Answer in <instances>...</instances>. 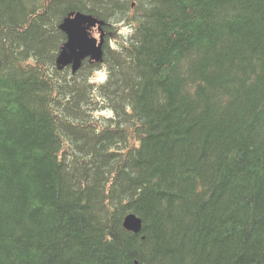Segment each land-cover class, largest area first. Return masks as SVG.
<instances>
[{
  "label": "trees",
  "instance_id": "1",
  "mask_svg": "<svg viewBox=\"0 0 264 264\" xmlns=\"http://www.w3.org/2000/svg\"><path fill=\"white\" fill-rule=\"evenodd\" d=\"M116 10L102 106L58 26ZM0 264H264V0H0Z\"/></svg>",
  "mask_w": 264,
  "mask_h": 264
},
{
  "label": "clouds",
  "instance_id": "2",
  "mask_svg": "<svg viewBox=\"0 0 264 264\" xmlns=\"http://www.w3.org/2000/svg\"><path fill=\"white\" fill-rule=\"evenodd\" d=\"M132 17L133 13L131 11L123 12L121 10H116L106 19H103L106 21V25L103 28L104 46L107 44L110 50L123 54L125 49L130 48L133 43H137L132 37L140 21ZM86 31L89 39H95L96 46L100 47L102 38L101 25L97 23L91 27L86 26ZM109 33L113 35H109ZM20 50L23 51V46H21ZM28 62L34 63L35 58L29 57ZM90 64L92 66L86 74L85 80V83L90 86V96L100 105H106L108 104V98L103 96L101 86L109 82L115 68L105 60L104 56L102 62L92 60ZM82 107H84V105H82ZM125 107L127 108L128 106L126 105ZM105 112L111 115L110 110L105 109Z\"/></svg>",
  "mask_w": 264,
  "mask_h": 264
},
{
  "label": "water",
  "instance_id": "3",
  "mask_svg": "<svg viewBox=\"0 0 264 264\" xmlns=\"http://www.w3.org/2000/svg\"><path fill=\"white\" fill-rule=\"evenodd\" d=\"M74 16V18H72ZM96 23L103 22L89 15L81 13L70 14L64 23L60 26L61 30L67 34V42L61 48L57 58L58 69H63L68 65L72 66L73 72L77 71L84 59L90 58L97 62L103 60V35L100 47L96 46L95 39H89L86 26L91 27ZM124 227L133 232H140L141 220L134 215L125 219Z\"/></svg>",
  "mask_w": 264,
  "mask_h": 264
},
{
  "label": "bare ground",
  "instance_id": "4",
  "mask_svg": "<svg viewBox=\"0 0 264 264\" xmlns=\"http://www.w3.org/2000/svg\"><path fill=\"white\" fill-rule=\"evenodd\" d=\"M233 2V1H232ZM96 110V109H95ZM99 110V109H98ZM45 111V110H44ZM115 112V111H114ZM93 113V112H92ZM74 133V132H73ZM83 133V132H82ZM89 133V132H88ZM91 133V132H90ZM94 133V132H93ZM82 135V134H81ZM95 139V138H94ZM109 139V138H108ZM81 141V140H80ZM103 142V141H102ZM79 153V152H78ZM100 163V162H99ZM101 166V165H100Z\"/></svg>",
  "mask_w": 264,
  "mask_h": 264
}]
</instances>
